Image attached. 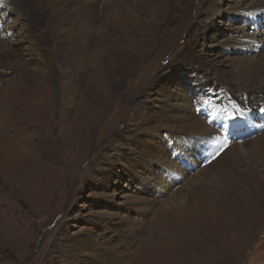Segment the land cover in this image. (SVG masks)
Instances as JSON below:
<instances>
[{"label":"rangeland","instance_id":"rangeland-1","mask_svg":"<svg viewBox=\"0 0 264 264\" xmlns=\"http://www.w3.org/2000/svg\"><path fill=\"white\" fill-rule=\"evenodd\" d=\"M90 1L85 27L0 2V264H133L146 224L166 264H264V0ZM202 99L253 112L212 115L234 136L201 161L221 134ZM201 183L167 225L170 196Z\"/></svg>","mask_w":264,"mask_h":264},{"label":"bare ground","instance_id":"bare-ground-1","mask_svg":"<svg viewBox=\"0 0 264 264\" xmlns=\"http://www.w3.org/2000/svg\"><path fill=\"white\" fill-rule=\"evenodd\" d=\"M63 2L65 4H63ZM44 3L49 9H54V8H57V6H60L57 9L58 13H62V12H65V11H77L79 9L80 11H79L78 14H80V13L84 14L83 16L86 19V21L84 20L85 22L81 23L82 26L84 25L83 27L88 26L89 24H91L95 20V14H96L97 11L94 8L95 7L94 3L91 2L90 0H45ZM17 11L19 13H21V16H23L24 13H25V8H18ZM258 65L262 69L264 68V63H258ZM259 82H263V81H259L258 80V75H256V74L252 75V77L250 78V81H249L251 86H254L255 84H257ZM257 89L258 88H255V90H257ZM212 168L215 169L214 167H212ZM207 176H210V178H211V175H207ZM166 185H168V182H166ZM199 185H200V187H199ZM199 185H196L194 187V189L190 188L189 185L187 187H185V188L182 187L181 189H179L178 191H176L175 193H173L170 196L169 200L172 199V202H170L168 200L167 204L164 205L163 208L161 209V213L162 214L166 213V222L165 223L167 225H168V222L172 221V223H173L174 221H177L178 218H180L181 211L185 210V209H183L185 206H186L185 208L189 209V212L192 211L191 206L194 205V207H195L196 202H198V194L201 193L202 188L204 187V185L202 183L199 184ZM184 189H186L185 192H183ZM193 195H194V199H192ZM208 197H209V199H208ZM182 199H184L185 201H182ZM205 199H206V203H207V201L211 202V201H213L215 199V196H214L213 193H207ZM221 210H222V207H219L217 212H221ZM208 211H209L210 215H215L216 214V206L212 207V208H209ZM158 212H160V211H158ZM176 217H178V218H176ZM202 227L203 226H200V228H202ZM153 228H155L157 230L156 226H154ZM153 228L151 229V225L150 224H146L145 228L142 229L144 231L143 233L145 235L144 238H146L147 240H145L143 242L144 246H142L143 244L141 243L139 248L135 251V252H137L135 254L138 256V258L135 261V263H133V264H152V263H148V262H149L150 259H152L153 257H156V256H158L161 259L160 264H166V262L168 261L169 258H168V255L166 254V251L163 252L162 254L161 253L158 254L157 251L155 250L156 247H155V245H153V243L157 242L158 240L155 238V236L153 234V231H152ZM138 230L141 231L140 229H138ZM193 231H194V234H195L194 237H193L194 241H197V239H198L197 237H199L198 236V232L199 231H198V229L193 230ZM127 243H126V238H125L121 242V244H125L123 248H125L126 245H133L134 244L133 242H131L130 244H127ZM108 262H110V261H108ZM116 262H118V261H116ZM118 264H128V263H120L119 262Z\"/></svg>","mask_w":264,"mask_h":264},{"label":"snow or ice","instance_id":"snow-or-ice-1","mask_svg":"<svg viewBox=\"0 0 264 264\" xmlns=\"http://www.w3.org/2000/svg\"><path fill=\"white\" fill-rule=\"evenodd\" d=\"M262 111H264V109H262Z\"/></svg>","mask_w":264,"mask_h":264}]
</instances>
